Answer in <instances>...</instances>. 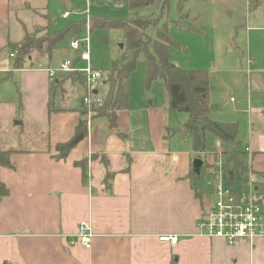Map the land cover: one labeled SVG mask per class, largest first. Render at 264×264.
I'll return each instance as SVG.
<instances>
[{"label":"crops","instance_id":"1","mask_svg":"<svg viewBox=\"0 0 264 264\" xmlns=\"http://www.w3.org/2000/svg\"><path fill=\"white\" fill-rule=\"evenodd\" d=\"M0 10V19L5 20L2 13L9 10V0H0ZM4 33H0V49L9 50V43L23 37L10 38L8 27ZM254 60L249 59L245 69L231 71L236 74L226 77V86L216 89L211 84L209 118L238 126L234 142L228 143L231 147L217 142L218 147L205 145L195 153L192 144L186 150L176 149L174 140L169 142L160 126L154 129L150 121L147 136L133 138L126 127L124 134L107 133L109 126L101 142V128L93 124L95 118L87 117L85 104L73 105L71 97L65 102L63 95L56 99L55 93L63 94L69 81L74 85L73 79L86 87L82 75L53 79L47 73L52 66L42 64L10 70L8 78L20 77L22 95L12 125L32 132L15 134L9 131V123L0 124V149L11 150V166L0 164V182L8 190L0 197V264H264L261 238L228 244L197 233V220L213 204L215 194L213 177L203 160L199 175L192 167L198 154L218 152L221 157L233 149L235 158L228 163L232 167H239L237 162L247 164L256 175L264 203V59ZM102 85L94 91L103 97ZM80 119H87V135L65 157L57 158L55 145L72 136ZM19 139L29 146L20 147ZM238 140L243 142V158L234 145ZM13 142L16 148L11 149L8 145ZM93 153L103 154L108 161L109 187L99 158H90ZM83 158L88 159L85 179L74 163ZM225 163L229 178L225 185L238 193L248 173L237 184L234 170ZM81 222L92 228L90 249L76 241ZM162 235H173L177 241H161Z\"/></svg>","mask_w":264,"mask_h":264},{"label":"rangeland","instance_id":"2","mask_svg":"<svg viewBox=\"0 0 264 264\" xmlns=\"http://www.w3.org/2000/svg\"><path fill=\"white\" fill-rule=\"evenodd\" d=\"M72 1L74 6L67 10L62 0H9V10L2 13V16L5 15V20L1 16L0 24H3L4 29L9 28L10 38L21 37L25 32L40 36L45 34L43 29L48 28L49 22L52 28L56 29L65 25L69 20L88 19L89 21L93 14L109 19H125L129 13L128 0ZM65 10L70 12L68 18H62ZM52 16L55 17L53 21ZM3 28H0V33L6 34ZM157 28L160 30L168 28L172 40L177 42L176 46L170 47L169 60L183 69H207L211 75L210 84L216 86V89L227 85L226 77L236 74H229L231 71H238L240 67L247 68L249 59H264V0H168L165 17L163 16L159 21ZM146 32L153 38L156 28L149 26ZM84 35L89 38V64L104 73L110 63L119 59L126 50V42L120 29L98 27L89 30L85 23L79 37ZM79 37L66 36L58 42L52 50L49 65L46 64L45 56L42 57L36 53L31 54L29 65L42 64L57 68L59 63L67 57L74 65L86 66L85 62L78 60V51L70 47V40ZM9 51L0 49V124L9 123V131H16L15 134L22 131V133L32 132V129L27 130L24 126L12 125L14 124L12 114L21 103L22 95L19 91L20 77L15 74L12 78L6 77L7 72L12 70V59L14 58H10ZM61 75L57 73L54 77ZM145 75L146 63L144 56L140 54L134 70L128 77V105L118 116L115 127L108 129L107 118L100 116L95 110L96 107L86 108L85 114L88 118H95L93 124L100 126L101 129L98 130L105 133L107 130H109L107 133L119 130V133L124 134L126 127V131L133 138L141 135L147 136L150 121L154 129L160 126L169 142L174 140L176 149L190 148L191 138L184 127L188 118L187 113L170 112L167 108L166 92L162 80L154 79L147 85ZM82 81L84 82V79ZM72 82L74 85H71L69 81L63 94L59 91L55 93L56 99L63 95L66 102L67 97H71L73 105L83 106L85 87L80 85L77 78ZM99 92L103 94L105 90L100 89ZM243 120L241 118V124L245 123ZM262 127L264 129V120ZM241 130L243 129L240 128V133ZM246 131L247 127L244 129V134ZM205 140V145L209 147L212 144L218 147L219 143L224 148L228 145L231 147V144H228L230 142L217 140L209 131H205ZM18 142L20 147L29 146L21 144L20 139ZM15 144L13 142L8 147L14 149ZM234 145L239 146L240 156L243 158V142L238 140ZM231 151L221 157L218 152L209 154V156H206V153L196 156L203 160V165L207 167L212 177H215L220 168L223 169L221 176L225 184L229 181L225 162L229 168L234 170L237 184L241 183L247 173L256 177L244 162H237L236 165L238 164L239 167H232L228 163L227 160L235 158V151L233 149ZM232 188L235 190L234 186Z\"/></svg>","mask_w":264,"mask_h":264},{"label":"trees","instance_id":"3","mask_svg":"<svg viewBox=\"0 0 264 264\" xmlns=\"http://www.w3.org/2000/svg\"><path fill=\"white\" fill-rule=\"evenodd\" d=\"M168 0H128V16L125 19H109L93 14L88 21L89 30L94 28L120 29L126 42V50L119 59L112 61L105 72L102 105L95 108L100 116H105L110 127L117 125V112L128 105V77L134 70L136 60L140 54L146 63L145 82L148 85L154 79H161L166 92L167 108L170 112H185L188 118L185 130L191 138L192 151L200 152L205 146V131L211 132L221 141L234 142L238 133L235 123L213 121L209 118V97L211 84L207 69H183L169 60L170 47L177 45L169 35L168 28L158 29L157 25L165 17ZM142 12H141V11ZM86 19L69 20L60 28H44V35L35 36L25 32L17 43H9L8 48L14 53L12 70H20L31 61V54L51 58L53 48L66 36L79 37ZM149 26L156 28L153 38L146 32ZM11 71L7 72V76ZM19 89V87H18ZM20 91V89H19ZM21 106V105H20ZM87 119H80L75 126L74 133L65 142L55 145L56 157H65L87 135ZM235 151V150H234ZM11 150L0 149V164L10 167L9 154ZM99 158L105 168L104 182L109 187L108 180L112 173L103 154L93 153L91 159ZM87 158L75 161L85 179ZM8 193L5 185L0 182V197ZM170 264H176L172 261Z\"/></svg>","mask_w":264,"mask_h":264},{"label":"built area","instance_id":"4","mask_svg":"<svg viewBox=\"0 0 264 264\" xmlns=\"http://www.w3.org/2000/svg\"><path fill=\"white\" fill-rule=\"evenodd\" d=\"M69 16L70 12L67 10L62 14V18ZM87 21L88 19H86V24L89 28ZM88 42L89 38L86 35L70 40V47L78 51V60L85 62L86 66L74 65L69 58H66L59 63L57 68L47 69V73L51 78L57 73L82 75L86 86L83 102L87 108H94L102 105L104 100L94 89L98 84L103 83L105 73L89 64ZM10 57L13 58L14 53H10ZM222 170L220 168L211 180L215 199L213 204L198 218L197 233L209 238H222L228 244H234L239 240L250 242L256 238L264 240V223L262 221L264 203L260 200L257 192L256 178L251 173L248 174L244 188L238 193H234L223 182ZM92 237L91 226L85 222L79 223L76 233L77 243L85 249H90ZM159 240L175 244L177 238L173 235H162Z\"/></svg>","mask_w":264,"mask_h":264},{"label":"water","instance_id":"5","mask_svg":"<svg viewBox=\"0 0 264 264\" xmlns=\"http://www.w3.org/2000/svg\"><path fill=\"white\" fill-rule=\"evenodd\" d=\"M62 2H63V5H64L65 9H67V10L71 9L72 5H71V1L70 0H62ZM54 18H55L54 16L51 17L52 20ZM16 123H19V122L16 121ZM181 133H183V131H181ZM105 136H106V133L104 131H102L101 132V139H100L101 142L104 141ZM121 136H123V135H121ZM202 163H203L202 160L199 159V158H194L192 160L193 173H195L196 175H199Z\"/></svg>","mask_w":264,"mask_h":264}]
</instances>
